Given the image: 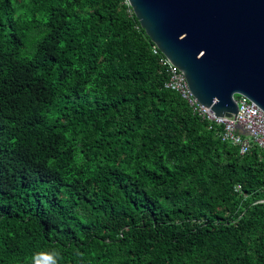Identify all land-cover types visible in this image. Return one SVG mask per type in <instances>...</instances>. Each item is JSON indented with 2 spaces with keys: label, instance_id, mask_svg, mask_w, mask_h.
<instances>
[{
  "label": "trees",
  "instance_id": "obj_1",
  "mask_svg": "<svg viewBox=\"0 0 264 264\" xmlns=\"http://www.w3.org/2000/svg\"><path fill=\"white\" fill-rule=\"evenodd\" d=\"M153 46L128 0H0V264H264V150Z\"/></svg>",
  "mask_w": 264,
  "mask_h": 264
},
{
  "label": "water",
  "instance_id": "obj_2",
  "mask_svg": "<svg viewBox=\"0 0 264 264\" xmlns=\"http://www.w3.org/2000/svg\"><path fill=\"white\" fill-rule=\"evenodd\" d=\"M147 36L216 116L264 111V0H128Z\"/></svg>",
  "mask_w": 264,
  "mask_h": 264
},
{
  "label": "built area",
  "instance_id": "obj_3",
  "mask_svg": "<svg viewBox=\"0 0 264 264\" xmlns=\"http://www.w3.org/2000/svg\"><path fill=\"white\" fill-rule=\"evenodd\" d=\"M153 52L161 57L162 64L170 75L166 88L178 92L193 108L195 114L223 128L222 140L239 148L241 155L247 154L254 145L264 150V111L246 97H238L239 109L231 117L216 116L194 97L184 73L174 65L154 44ZM241 187L238 186L237 190Z\"/></svg>",
  "mask_w": 264,
  "mask_h": 264
}]
</instances>
